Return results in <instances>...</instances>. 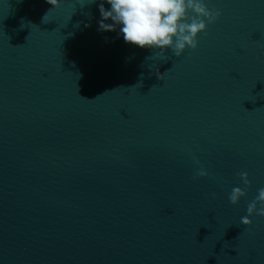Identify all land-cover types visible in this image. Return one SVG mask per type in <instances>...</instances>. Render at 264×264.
Wrapping results in <instances>:
<instances>
[{
  "label": "water",
  "instance_id": "water-1",
  "mask_svg": "<svg viewBox=\"0 0 264 264\" xmlns=\"http://www.w3.org/2000/svg\"><path fill=\"white\" fill-rule=\"evenodd\" d=\"M83 3L0 0V264H264V0L165 60Z\"/></svg>",
  "mask_w": 264,
  "mask_h": 264
},
{
  "label": "clouds",
  "instance_id": "clouds-1",
  "mask_svg": "<svg viewBox=\"0 0 264 264\" xmlns=\"http://www.w3.org/2000/svg\"><path fill=\"white\" fill-rule=\"evenodd\" d=\"M62 2L47 0L53 9H59ZM85 3L98 4L97 30L100 33L115 32L130 46L154 51L158 60H165L169 49L176 57H182L188 49L196 50L201 34L222 16L218 8L209 6L211 0H85ZM43 20L50 21L49 13ZM85 26L91 27V24ZM163 76L159 73L158 78L162 80ZM208 175L207 170L200 168L194 179ZM239 177L244 187L232 188L228 197L232 205H239L247 196L246 189L251 187L247 172L239 173ZM254 216L264 217V188H260L247 205V215L241 217V223L251 227Z\"/></svg>",
  "mask_w": 264,
  "mask_h": 264
}]
</instances>
